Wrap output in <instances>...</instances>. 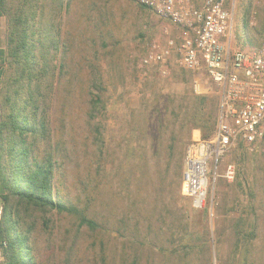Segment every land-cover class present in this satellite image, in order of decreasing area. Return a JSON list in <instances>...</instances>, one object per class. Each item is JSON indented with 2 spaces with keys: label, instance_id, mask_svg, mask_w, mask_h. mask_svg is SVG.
<instances>
[{
  "label": "rangeland",
  "instance_id": "obj_1",
  "mask_svg": "<svg viewBox=\"0 0 264 264\" xmlns=\"http://www.w3.org/2000/svg\"><path fill=\"white\" fill-rule=\"evenodd\" d=\"M21 10L34 12L28 24ZM3 14L0 103L14 89L9 31L25 28L38 65L48 48L35 155L53 164L54 196L80 213L12 201L34 264H264V136L209 167L214 209L195 210L181 192L186 154L213 133L218 93L204 72L139 66L159 35L150 11L135 0H4ZM233 37L244 49L264 44V0H236Z\"/></svg>",
  "mask_w": 264,
  "mask_h": 264
},
{
  "label": "built area",
  "instance_id": "obj_2",
  "mask_svg": "<svg viewBox=\"0 0 264 264\" xmlns=\"http://www.w3.org/2000/svg\"><path fill=\"white\" fill-rule=\"evenodd\" d=\"M135 1L159 26L139 66L162 75L168 65L204 72L217 89L214 131L188 147L181 184L195 210L212 213L209 167L216 168L236 144L255 146L264 136V44L250 50L234 45L236 0ZM234 176L233 165H226L222 177L232 181Z\"/></svg>",
  "mask_w": 264,
  "mask_h": 264
},
{
  "label": "trees",
  "instance_id": "obj_3",
  "mask_svg": "<svg viewBox=\"0 0 264 264\" xmlns=\"http://www.w3.org/2000/svg\"><path fill=\"white\" fill-rule=\"evenodd\" d=\"M3 3L4 0H0V16L4 15ZM33 13L21 10L17 17L19 23L28 24L25 18ZM31 35H34L33 30ZM30 38L25 28L9 31L8 57L15 64V76L11 82L14 89L7 85L5 97L0 103V183L5 190L0 216V241L4 243L0 245V264H34L29 231L21 226L13 200L41 212L54 210L58 214L80 215L76 208L54 196V167L50 158L42 160L35 155L38 144L46 138V126L37 100L42 97L41 78L48 72V48L42 45L40 55L44 63L38 65L36 45ZM2 53L0 51V57ZM79 221L89 229L96 228V224L84 215L79 216Z\"/></svg>",
  "mask_w": 264,
  "mask_h": 264
},
{
  "label": "crops",
  "instance_id": "obj_4",
  "mask_svg": "<svg viewBox=\"0 0 264 264\" xmlns=\"http://www.w3.org/2000/svg\"><path fill=\"white\" fill-rule=\"evenodd\" d=\"M4 17L0 16V51L4 49V40H5V34H3V27H4ZM5 194V190L3 185L0 183V211H2V207H3V202H2V197Z\"/></svg>",
  "mask_w": 264,
  "mask_h": 264
}]
</instances>
